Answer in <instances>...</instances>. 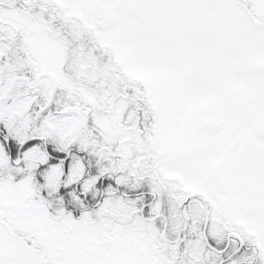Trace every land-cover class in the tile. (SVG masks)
<instances>
[{"label":"snow or ice","instance_id":"obj_1","mask_svg":"<svg viewBox=\"0 0 264 264\" xmlns=\"http://www.w3.org/2000/svg\"><path fill=\"white\" fill-rule=\"evenodd\" d=\"M0 264H264V0H0Z\"/></svg>","mask_w":264,"mask_h":264}]
</instances>
